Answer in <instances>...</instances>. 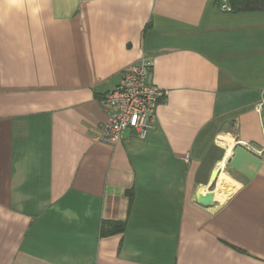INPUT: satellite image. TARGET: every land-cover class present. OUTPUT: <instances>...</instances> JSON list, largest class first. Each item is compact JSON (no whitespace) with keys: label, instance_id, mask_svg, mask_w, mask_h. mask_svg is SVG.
Masks as SVG:
<instances>
[{"label":"crops","instance_id":"1","mask_svg":"<svg viewBox=\"0 0 264 264\" xmlns=\"http://www.w3.org/2000/svg\"><path fill=\"white\" fill-rule=\"evenodd\" d=\"M222 4L0 0V264H264V11ZM143 56L153 128L94 141Z\"/></svg>","mask_w":264,"mask_h":264},{"label":"built area","instance_id":"2","mask_svg":"<svg viewBox=\"0 0 264 264\" xmlns=\"http://www.w3.org/2000/svg\"><path fill=\"white\" fill-rule=\"evenodd\" d=\"M222 10L232 11L228 0H222ZM154 62L143 56L139 63L131 66L123 74L120 83L109 90L101 103L108 112V120L93 136L96 142L117 145L126 131L144 140L153 128L158 106L166 100L169 91L150 81ZM263 97L256 104L255 111L264 116Z\"/></svg>","mask_w":264,"mask_h":264},{"label":"trees","instance_id":"3","mask_svg":"<svg viewBox=\"0 0 264 264\" xmlns=\"http://www.w3.org/2000/svg\"><path fill=\"white\" fill-rule=\"evenodd\" d=\"M229 5L233 12H253L264 11V0H228ZM108 227L103 231V234L113 235L122 233L124 231V225L121 223H105Z\"/></svg>","mask_w":264,"mask_h":264},{"label":"water","instance_id":"4","mask_svg":"<svg viewBox=\"0 0 264 264\" xmlns=\"http://www.w3.org/2000/svg\"><path fill=\"white\" fill-rule=\"evenodd\" d=\"M216 173L214 174L213 176V180L215 181L216 179ZM197 201L198 203L201 205V206H204V207H209L213 204V201H214V193L213 192H208L205 196L199 194L198 197H197Z\"/></svg>","mask_w":264,"mask_h":264},{"label":"bare ground","instance_id":"5","mask_svg":"<svg viewBox=\"0 0 264 264\" xmlns=\"http://www.w3.org/2000/svg\"><path fill=\"white\" fill-rule=\"evenodd\" d=\"M223 180H227V179H223ZM224 182V181H223ZM221 186H223V185H221ZM224 192V191H223ZM223 192H221V190H218L217 191V195H216V197L217 198H222V197H224V194H225V192L223 193Z\"/></svg>","mask_w":264,"mask_h":264}]
</instances>
